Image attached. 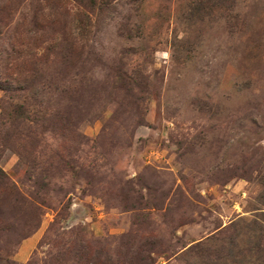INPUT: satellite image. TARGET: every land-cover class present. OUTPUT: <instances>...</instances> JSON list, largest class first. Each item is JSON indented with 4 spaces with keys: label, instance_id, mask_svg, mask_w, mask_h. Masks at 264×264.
I'll use <instances>...</instances> for the list:
<instances>
[{
    "label": "rangeland",
    "instance_id": "obj_1",
    "mask_svg": "<svg viewBox=\"0 0 264 264\" xmlns=\"http://www.w3.org/2000/svg\"><path fill=\"white\" fill-rule=\"evenodd\" d=\"M0 264H264V0H0Z\"/></svg>",
    "mask_w": 264,
    "mask_h": 264
}]
</instances>
